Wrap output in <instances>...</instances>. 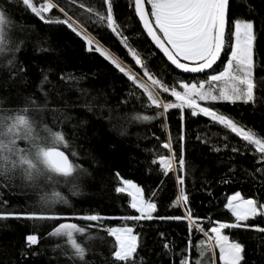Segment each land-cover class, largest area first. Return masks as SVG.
Masks as SVG:
<instances>
[{
  "label": "snow or ice",
  "instance_id": "6c2138e0",
  "mask_svg": "<svg viewBox=\"0 0 264 264\" xmlns=\"http://www.w3.org/2000/svg\"><path fill=\"white\" fill-rule=\"evenodd\" d=\"M11 3L22 5L49 28L66 26L82 38L86 51L98 53L118 74H122L129 84L126 98L120 101L122 105L144 99L146 103L141 104V108L155 110L154 115L134 112L126 117L128 122L159 120L164 127L170 110H180L181 126L175 146L169 130L168 139L163 143L169 154L158 156L164 175L173 171L177 173V183L181 186L177 204L187 205L189 202L184 189L189 165L187 131L183 124L185 110L191 117L209 118L213 125L243 141L242 146H230L228 135H224L223 149L213 145L212 151L220 153L230 148L233 154L229 157L231 162L234 156H245L251 150L254 159L252 169L241 171L251 178L254 186L258 182L259 194L255 198H245L237 191L228 197L225 207L231 211L235 222L216 221V226L210 229L214 235H208L202 219L191 208H187L183 217L154 216L158 211L157 203L153 202L155 194H152L153 198L146 199L141 187L131 180H124L118 171L114 175L120 177L123 186L116 187L114 191L128 193L131 196L130 207L138 213L123 217L125 221H187L190 235L187 246L181 249L179 264H203L209 252L215 257L213 246L206 241L192 243L193 231L202 232L209 241H214L221 264H248L246 243L230 239L224 230L252 231L259 234L251 238L256 242L257 250L264 246V226H261L264 223V129L247 127L240 113H225L215 105L241 104L250 107L253 114L264 109V77L257 74L258 70L264 71V66L258 65L256 59L257 25L264 30V0H259V7L254 0H128L127 7L138 18L142 33L166 58L161 62L164 68L174 66L182 73L203 77L194 81L181 79L172 85L150 69L140 50L131 46L125 32L129 30L127 21H131L132 16L123 21L115 10L118 7L116 0H99V7H85L80 3L79 7L89 14L92 24L106 28L118 39L140 69L139 73L94 39L78 19L54 0H44L39 6L37 0L0 2V220L51 222V231L45 238H66L63 244L57 243L52 250L58 252L67 264H151L149 257L140 254L147 250L140 247V238L132 227H105L109 218L91 209L87 213L74 211L72 201L57 190L67 186L72 196H79L83 178L94 179L89 167L99 164L97 154L91 148L82 152L77 140L82 131L84 139H91L86 131L91 123L87 114L91 113L98 122L107 120L111 124L113 109L106 102H97L101 96L107 101L108 93L103 89L92 95L91 88L83 87L89 80L87 74L56 73L47 61L45 66L33 63L31 57L55 51L51 37L23 20H16L17 14L9 7ZM71 3L75 4L76 0H71ZM54 9L63 13V18L51 15ZM6 27L13 32L11 40L6 38ZM16 32L25 34V39H17ZM229 38L234 40L230 50L225 47ZM53 75L65 87L60 88L53 83L50 79ZM141 77L149 81L156 91L149 88ZM138 89L142 90L139 96L136 95ZM73 92L79 94L75 99L71 98ZM112 94L115 95V89H112ZM164 94H169L174 101L163 99ZM106 111L108 116L104 115ZM119 135L126 136L127 130L122 129ZM196 139L200 140V136ZM151 162L156 164L157 159ZM85 163L89 167H85ZM236 170L235 164L229 168L233 178ZM221 180L227 182L223 177ZM29 193L36 194V198L33 199ZM5 194L23 199L24 203L13 206L5 199ZM61 205L63 208L58 207ZM35 231L34 228L33 233ZM160 236L165 238L164 233ZM110 238L114 240L110 242ZM39 241L37 234L26 236L29 248L38 245ZM162 247L173 253L168 243ZM193 249L199 257L194 261L190 255Z\"/></svg>",
  "mask_w": 264,
  "mask_h": 264
},
{
  "label": "trees",
  "instance_id": "16d2710c",
  "mask_svg": "<svg viewBox=\"0 0 264 264\" xmlns=\"http://www.w3.org/2000/svg\"><path fill=\"white\" fill-rule=\"evenodd\" d=\"M43 2L44 0H37L38 6ZM54 2L65 7L71 16L84 25L94 39L109 48L112 54L126 66H131L134 72H140L118 39L111 35L106 28L92 24L89 14L79 7L80 3H84L85 7H99V0H76L75 4H72L71 0H54ZM116 2L118 7L115 10L123 21H127V18L132 16V20L127 21L129 30L125 32V35L129 37L131 46L137 47L142 56L148 60L150 69L156 71L169 85L181 79L194 81L203 78L199 75L181 73L172 66L165 69L161 63L165 60L163 54L146 38V34L142 33V26L139 25L138 18H135L132 10L127 7L128 0H116ZM254 2L259 7V0H254ZM9 7L17 14L16 20H23L28 25L35 26L40 33H46L51 37V45L55 51L31 57L33 63H41L42 66H45L44 62L47 61L56 73H75L76 75L85 73L89 76V80L83 84V87L91 88L92 95H96L101 89L108 93L107 101L101 96L97 102L101 104L106 102L107 106L113 109L111 112L112 123H108L107 120L98 122L96 117L89 113L87 118L91 123L86 131L91 139H84L82 131L77 140L82 152L91 148L97 154L98 165L89 167L85 163V167H89V171L93 173L94 179L83 178L82 194L79 196H72L67 186L57 189L72 201L75 205L74 211L83 210L87 213L91 209L93 212L109 218L105 222V227H132L134 234L140 238V247L147 250L140 254L149 257L151 264H179L181 249L187 246L190 235L187 221L172 219H154L138 223L125 221L122 219L123 217L138 215V213L131 209V197L128 193L114 191L121 185L120 177L139 185L146 199L153 198L152 194H155L153 202L157 203L158 211L154 216L183 217L186 215L187 208H191L192 212L202 219V225L206 232L210 231L216 221L235 222L231 211L225 207L227 198L231 194L239 191L245 198H255L259 194L258 182L254 186L251 178L246 177L245 173L241 171V169H252L254 159L251 150L245 156H234L231 162L229 157L233 154L230 148L220 153L213 152V145L223 149L224 135H228L230 146H242L243 141L234 134L213 125L209 118L191 117L190 112L185 110L183 124L187 131L186 149L189 165L184 189L189 197V202L187 205L177 204L176 197L180 194L181 189L177 183V173L173 171L164 175L158 163V156L169 154L163 148V143L168 139L169 130L175 146L181 126L180 110H170L164 127H162V121L159 120L151 123L128 122L126 117L131 116L134 112L154 115L155 110L142 109L141 104L146 103L144 99L130 101L127 105L120 103L126 98L129 89V84L126 83V78L122 74H118L98 53L86 51V44L82 38L66 26L53 25L49 28L22 5L17 6L15 3H11ZM51 15L63 18V13H60L58 9H54ZM15 36L19 40L25 39V34L19 32H16ZM6 38L10 40L13 38L10 27H6ZM222 59H224V55ZM256 59L258 65L264 66V30L259 24L257 25ZM220 66L222 67V65ZM33 71L35 73L36 70L33 69ZM257 74L264 77V71L258 70ZM50 79L58 87H65L58 81L56 75L51 76ZM141 79L154 92L156 91L149 81L143 77ZM112 89H115V95L112 94ZM141 91L138 89L136 95L139 96ZM78 95L73 92L71 98L75 99ZM162 98L174 101V98H171L169 94H164ZM204 106L208 105L204 104ZM215 107L225 113H240L247 127H254L257 130L264 129V109H259L253 114L250 107L241 104H216ZM80 114L83 115V110ZM104 115L108 116L109 113L106 111ZM236 118L240 119L239 116ZM75 122L73 121V123ZM122 129L127 130L126 136L119 135ZM94 132L96 135H93ZM197 136H200V140L196 139ZM113 144L116 145L115 148L112 147ZM137 145L139 146L137 147ZM149 149L153 151L150 152ZM153 159H157L156 164H152ZM233 164L237 169L234 178L229 173V168ZM117 171L120 173V177L114 175ZM221 177L227 182H222ZM28 195L33 199L36 198L34 193ZM5 199L9 200L13 206L24 203L23 199H17V197L7 194H5ZM58 207L63 208L62 205ZM261 226H264V223ZM34 228L36 229L35 233H33ZM49 231H51V222L12 218L0 220V264H67V261L58 252L52 250L57 243L63 244L66 238H45ZM226 231L231 239H239L246 243L248 264H264V246L257 250L256 242L251 239L259 234L245 229H226ZM161 233L165 234V238H161ZM29 234H37L40 237L38 245H33L30 248L27 246L26 236ZM191 237L193 244L202 240L206 241L200 232L193 231ZM112 240L114 238H110V242ZM164 243L172 246L174 254L162 247ZM33 253H40V255H33ZM190 255L193 261L199 258L194 249L190 251ZM56 257L59 259H55ZM203 264H213L211 252L204 258Z\"/></svg>",
  "mask_w": 264,
  "mask_h": 264
},
{
  "label": "rangeland",
  "instance_id": "374dc122",
  "mask_svg": "<svg viewBox=\"0 0 264 264\" xmlns=\"http://www.w3.org/2000/svg\"><path fill=\"white\" fill-rule=\"evenodd\" d=\"M234 42V40L233 39H231V38H229L228 39V41L226 42V49H229L230 50V45L232 44ZM124 180H126V179H124ZM134 183V182H133ZM136 184V183H135ZM137 185V184H136ZM120 186H123V184H122V181H121V185ZM139 186V185H138ZM142 189V188H141ZM233 194H231L230 196H232ZM229 196V197H230ZM131 197V196H130ZM214 226H216V224H214L212 227H214ZM123 227H125V226H123ZM128 227V226H127ZM211 227V228H212ZM203 236H204V238H205V240H206V242H207V244H209V245H211V246H213V251L215 252V257H213V255H212V252H211V257H212V263L213 264H221V262L219 261V259H218V255H219V249H218V247H215L214 246V241H209L208 240V237L207 236H205L204 235V233H202V232H200ZM224 234L225 235H227V236H229V238L231 239V237H230V235L227 233V231H226V229L224 230ZM208 235H214V234H212L210 231L208 232Z\"/></svg>",
  "mask_w": 264,
  "mask_h": 264
},
{
  "label": "water",
  "instance_id": "95a60500",
  "mask_svg": "<svg viewBox=\"0 0 264 264\" xmlns=\"http://www.w3.org/2000/svg\"><path fill=\"white\" fill-rule=\"evenodd\" d=\"M149 7V6H148ZM149 40H150V38H148ZM151 42V41H150ZM153 45V44H152ZM154 46V45H153ZM155 47V46H154ZM222 57H223V53H222ZM165 60H166V58H165ZM218 63H219V61H218ZM173 68H174V66H172ZM175 69V68H174ZM177 70V69H176ZM177 71H179V72H181L180 70H177ZM182 73V72H181ZM185 74H188V75H198V74H193V73H185Z\"/></svg>",
  "mask_w": 264,
  "mask_h": 264
}]
</instances>
